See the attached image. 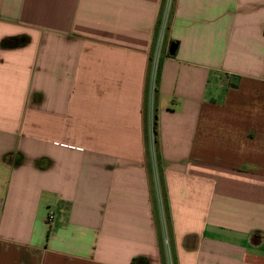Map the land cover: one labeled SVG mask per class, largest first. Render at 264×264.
Returning a JSON list of instances; mask_svg holds the SVG:
<instances>
[{"label":"crops","instance_id":"crops-1","mask_svg":"<svg viewBox=\"0 0 264 264\" xmlns=\"http://www.w3.org/2000/svg\"><path fill=\"white\" fill-rule=\"evenodd\" d=\"M163 3L0 0V264H165L158 180L175 264H264V0L172 1L153 159Z\"/></svg>","mask_w":264,"mask_h":264},{"label":"trees","instance_id":"trees-1","mask_svg":"<svg viewBox=\"0 0 264 264\" xmlns=\"http://www.w3.org/2000/svg\"><path fill=\"white\" fill-rule=\"evenodd\" d=\"M159 69H160V63L157 65V69H156V76H155V87L154 89L157 90V83H158V76H159ZM148 106H149V89L147 90V94H146V110H147V115H148ZM158 125V121H157V115L155 113V111L153 112V136H154V143L157 142V128ZM162 192V196H161V200L163 199V211L164 214L166 215L165 218H167L168 222L170 219V215H169V206L167 203V199L166 196L164 194L163 191ZM155 203H156V210H157V220H158V225L160 228V249L163 255V259L165 264H167V251H166V235H164L163 233V227H162V220L161 219V207H160V199H159V195L158 192L156 190V196H155ZM168 236V235H167ZM168 238V237H167ZM168 243H169V249H170V253H171V262L172 264L174 263V250L173 247L171 246V241H170V237L168 238ZM132 264H146V258L145 257H135L132 261Z\"/></svg>","mask_w":264,"mask_h":264},{"label":"built area","instance_id":"built-area-1","mask_svg":"<svg viewBox=\"0 0 264 264\" xmlns=\"http://www.w3.org/2000/svg\"><path fill=\"white\" fill-rule=\"evenodd\" d=\"M172 1L173 0H164L163 3V9H162V13H161V19H160V23H159V27H158V32H157V37H156V41L154 44V49H153V58H154V65H153V72H152V83H151V90H150V102H151V98L153 95V91H154V87H155V76H156V69H157V64L158 63V59H157V55L159 56V52L161 50L162 47V39L164 37L165 31H166V26H167V22H168V17H169V13H170V8L172 5ZM160 57V56H159ZM158 57V58H159ZM153 103V100H152ZM149 113H150V118H151V127H150V142L153 143V113L151 108L149 107ZM159 191V189H158ZM159 195V194H158ZM55 220V214L51 213L49 214L47 221L48 223L52 224ZM166 242H168V240L166 239Z\"/></svg>","mask_w":264,"mask_h":264},{"label":"rangeland","instance_id":"rangeland-1","mask_svg":"<svg viewBox=\"0 0 264 264\" xmlns=\"http://www.w3.org/2000/svg\"><path fill=\"white\" fill-rule=\"evenodd\" d=\"M166 28H167V26H166ZM164 36H165V34H164ZM164 46H166V40H165V37H163V39H162V47H161V50H160V52H159V56L157 55V59H158V63H156L157 65L160 63V61H161V58L163 57V54H162V52H163V47ZM159 57V58H158ZM152 65H154V63H152ZM154 94V93H153ZM152 100H153V95H152V98H151V102H150V98H149V107L151 106V104H152ZM153 102H154V100H153ZM154 145H155V143H154ZM152 146V143H151V146H152V149H151V154H152V158L154 159V148H156V146ZM159 181V180H158ZM157 181V192H158V194H159V199H160V207H161V219L160 220H162V227H163V233H164V235H166V228H167V230H168V220H167V218H165V214H164V211H163V199L161 200V189L159 188V182ZM159 183V184H158ZM158 189H160L159 191H158ZM169 238V237H168ZM168 238H167V235H166V239L168 240ZM166 239H165V242H166ZM169 242V241H168ZM168 242H166V251H167V264H172V262H171V253H170V249H169V243Z\"/></svg>","mask_w":264,"mask_h":264},{"label":"water","instance_id":"water-1","mask_svg":"<svg viewBox=\"0 0 264 264\" xmlns=\"http://www.w3.org/2000/svg\"><path fill=\"white\" fill-rule=\"evenodd\" d=\"M176 48H177L176 43H172L171 46H170V49H169V53H170L171 55L175 54V52H176ZM232 82H233V87H236V85H237V83H238V78L234 77V78L232 79Z\"/></svg>","mask_w":264,"mask_h":264}]
</instances>
